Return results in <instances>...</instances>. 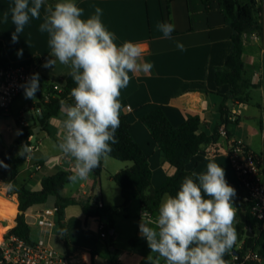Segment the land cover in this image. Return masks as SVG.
<instances>
[{
  "label": "crops",
  "instance_id": "obj_1",
  "mask_svg": "<svg viewBox=\"0 0 264 264\" xmlns=\"http://www.w3.org/2000/svg\"><path fill=\"white\" fill-rule=\"evenodd\" d=\"M52 1L47 0L48 3ZM75 2L84 9L85 17L94 14L95 7H100L102 22L115 34L117 38L115 42L118 45H122L125 41L141 43L146 53L143 60L153 65L150 74L129 73L130 83L121 90L119 99L122 104L120 116L128 121L133 139L148 156L153 173L152 188L158 189L175 170L163 160L161 150L153 140L149 129L143 124L142 118L160 108L174 127H180L189 116H199L205 123L206 134L212 135L221 118L219 108L223 98L231 92L229 84L221 86L217 84L216 72L225 66L233 51V29L226 21L220 0H208V2L205 0H75ZM11 4L12 0H0V17L4 11L9 10ZM262 13L260 12V15ZM41 22V20H30L24 32L20 34L18 42L13 43L11 36L15 26L11 23V19L8 23L0 20V40L4 44L3 53L10 65L32 67L34 73H39L40 80L38 97L30 100L25 98L23 92L15 99L4 117H13L15 120L16 116L22 125L25 123L23 126L37 129L30 139L29 150L23 154L26 155V159L22 163L16 165L17 159L22 156L19 153L23 146L15 151L11 150L19 136L17 124L16 128L7 126V130L16 134L8 144L3 141L0 127V161L8 165L7 168L0 166V233L9 230L4 237L11 235V231L18 224L17 217L20 214L19 196L13 187L11 190H6V185L16 184L25 186L31 191H41L45 178L59 171L72 172V165L55 147L62 132L59 123L62 112L50 119L47 129L39 123L40 113L37 112V104L41 98L48 95L51 98L57 97L59 93L54 90V86L63 90L69 77V69L59 62L54 68L42 67L48 59L50 49L47 34L39 31ZM163 22L174 24L175 30L171 33V38H164L158 30L157 24ZM261 23L263 26L261 33L244 37L245 79L253 87L245 90V94L249 96L247 103L237 100L228 102L232 120L240 119L239 123L231 126L228 131L231 138L242 139L252 151L264 155V16L261 17ZM177 41L183 43L185 50L181 51L177 48ZM20 50H23L22 55H18ZM26 110H31L33 124L26 121ZM212 147L220 151L211 154L209 149ZM228 147L229 140L221 136L220 141L212 143L195 155L186 169L192 173H202L206 171V165L210 161L224 168L227 182L236 189L233 201L237 210L235 247L243 248L248 237L247 232L241 230L242 220L245 218L244 192L227 154ZM102 161L103 172L99 187V182L92 172L88 180L79 182L77 186L70 183L62 192L64 197L75 199V204L83 202V210L96 196L106 207L120 206L124 203L121 188L117 184V188L112 184L106 186L103 175L108 172L109 181L115 182L113 177L131 167L133 163L117 159L112 161L109 156ZM13 171H16L14 177ZM94 187L98 188V194ZM135 201H138L137 204ZM44 208L46 207H35L25 213L31 235L32 223L28 218ZM70 209L71 206L64 212V225L71 248L69 250H86L93 256L92 252L97 249L98 242L88 235L96 234L100 222H107L108 219L97 218V222H89L86 219V227L83 229L85 214L81 210L78 212ZM142 211L140 200L134 198L130 205V216L125 218L130 227H133L134 223L137 224V221L139 225ZM240 213H243L241 219L238 218ZM113 218L114 216L110 219L113 221ZM113 223L114 239H117L119 227L115 221ZM138 225H136L138 229L135 239L130 240L131 248L119 252L115 264H140L149 255L150 249L146 240L140 236ZM78 232H82L83 236L80 237ZM112 250L116 251V248ZM85 257L87 258L86 255Z\"/></svg>",
  "mask_w": 264,
  "mask_h": 264
},
{
  "label": "clouds",
  "instance_id": "obj_2",
  "mask_svg": "<svg viewBox=\"0 0 264 264\" xmlns=\"http://www.w3.org/2000/svg\"><path fill=\"white\" fill-rule=\"evenodd\" d=\"M43 9V12H42ZM102 9L85 17L75 0H12L0 20L15 26L11 39L18 42L30 20H41L39 31L48 36L50 49L42 67L66 66L75 87L70 99L61 101L62 132L55 145L72 165L68 180L77 184L91 173L111 152L120 127L121 90L132 74H150L152 63L144 61L141 43L125 41L118 45L116 36L103 24ZM164 38H171L172 23L157 24ZM176 46L185 50L183 43ZM22 51L18 55H22ZM25 98L34 99L40 91L39 73L21 85ZM27 145L20 155L28 151ZM0 166L8 165L0 161ZM13 186L9 183L6 190ZM236 189L226 180L220 164L210 161L206 171L183 178L176 194L165 193L156 213L143 210L139 234L150 249L148 264H228L223 258L237 241L234 206ZM155 254V256L153 255Z\"/></svg>",
  "mask_w": 264,
  "mask_h": 264
},
{
  "label": "trees",
  "instance_id": "obj_3",
  "mask_svg": "<svg viewBox=\"0 0 264 264\" xmlns=\"http://www.w3.org/2000/svg\"><path fill=\"white\" fill-rule=\"evenodd\" d=\"M205 1L208 2V0ZM56 2L57 0L52 1L53 4ZM220 4L226 21L233 29V51L228 57L225 66L216 72V82L219 86L224 84L231 86L230 94L224 96L219 108L221 114L219 124L214 133L209 136L204 131L205 123L199 116H189L180 127H174L160 108L144 116L142 122L149 129L153 140L160 148L163 160L175 170L160 188L154 189L152 188L153 173L149 158L133 139L128 121L125 117L120 116V127L115 133L117 142L111 145L112 150L108 156L120 161L133 163L131 167L122 170L113 177L115 183L121 188L124 203L120 206H107L96 211H93L90 207H84L87 219L92 217L108 219L106 223L109 237L112 239L115 237V234H111L114 231V223L110 218L115 215L129 218L130 205L134 198L140 200L143 210L149 213H156L163 195L168 193L174 196L183 178L192 173L186 169L192 158L212 143L220 141V131L223 126L227 130L228 137L231 138L228 129L237 125L240 121L239 118L235 121L231 120V110L228 102L231 100H237L242 103L248 102L249 96L245 94V90L253 86L245 79L244 37L263 31L260 17L261 9L258 0H220ZM3 49L4 44L0 40V69L10 66L9 60L4 56ZM73 87H75V84L69 76L63 91L57 97H52L48 102L41 98L36 107L41 109L39 123L44 129H47L50 119L57 116L61 111L62 100L72 103L70 91ZM6 115L7 113L0 108V119L6 117ZM15 120L19 136L11 147L12 151L24 145L29 147L31 145L30 139L35 133L33 127L23 126L16 116ZM25 159L26 155L20 156L16 165L22 163ZM102 172L103 161L93 171L98 182ZM15 173L16 171H13V177ZM71 173L70 171H59L45 178L42 182L41 191H31L25 186L13 184V188L16 190L20 200V214L17 217V226L11 231L12 235L18 236L27 243H33L31 228L25 219V213L32 208L44 206L51 196H55L57 200V223L61 226L66 246L71 249L64 225V212L67 207L74 205L76 200L62 195L64 188L70 184L68 177ZM244 210L248 228L252 227L256 236L246 237L243 251L253 248L264 256V233L259 232L257 236L256 229L258 228L259 230V224L250 214L247 205H245ZM92 253L94 256L95 253ZM223 258L227 261V254ZM140 264H148L147 259H143Z\"/></svg>",
  "mask_w": 264,
  "mask_h": 264
},
{
  "label": "built area",
  "instance_id": "obj_4",
  "mask_svg": "<svg viewBox=\"0 0 264 264\" xmlns=\"http://www.w3.org/2000/svg\"><path fill=\"white\" fill-rule=\"evenodd\" d=\"M32 74H34V69L27 66L10 65L0 69V108L6 113L11 109L15 99L24 92L21 85ZM54 90L58 93L63 91L58 86H54ZM50 99V95L44 98L45 102ZM37 112L40 113L41 109H37ZM220 132L222 137L229 140L227 154L244 192V203L248 206L252 217L258 222L259 232L264 233V155L252 151L242 139L229 138L224 126ZM219 151L215 147L209 149L211 154ZM93 205L95 210L106 207L100 199L94 201ZM33 217L36 225L51 231L57 223V208H44ZM98 229L101 239L109 236L105 221L100 222ZM50 240V238H42L37 242L27 243L18 236L8 235L0 240V264H93V256L89 251L59 252ZM227 256L228 264L264 263V256L253 248L243 251V248L233 246Z\"/></svg>",
  "mask_w": 264,
  "mask_h": 264
},
{
  "label": "rangeland",
  "instance_id": "obj_5",
  "mask_svg": "<svg viewBox=\"0 0 264 264\" xmlns=\"http://www.w3.org/2000/svg\"><path fill=\"white\" fill-rule=\"evenodd\" d=\"M258 1H259V6L261 9V12H263L262 15H260V17H263L264 16V0H258ZM37 97H38V95L36 93V96L34 99H36ZM28 99H30V98H28ZM30 100H33V99H30ZM25 113H26V116H25L26 121L29 122L30 124H33L34 119L32 117L31 110H26ZM9 125L14 126L16 128V123H15V120L13 117H9V118L7 117V118H3L0 120V127L2 128L1 133H2L3 141L5 144L11 143L12 139L16 136L15 133H11L9 130H7V126H9ZM34 143H36V141ZM110 160L114 161L115 159L110 157ZM100 180H101V178L99 179L98 187L100 186ZM103 182L105 183L106 186L108 184H112L115 188H117V185L115 182L109 181L108 172L104 173ZM77 185H78V183L75 184V186H77ZM94 188H95V190H97L96 194H98V188L97 187H94ZM99 199L100 198H98V196H96L95 198L91 199L90 203L88 202L86 204V206L90 207L93 211H96L93 203H94V201L99 200ZM56 201H57L56 197L51 196L49 198V200L47 201V203L44 205V207L54 208V207H56ZM137 202L138 201H135V204H137ZM83 205H84L83 202L71 205L70 210H76L78 212L81 210L85 214L83 217V219H84L83 220V229H84L86 227L87 214H86L85 209L83 210ZM241 216H243V213H240L238 215V218L241 219ZM28 220L32 223V235L31 236H32L33 241L37 242L38 240H40L42 238H45V239L50 238L52 245L59 252L70 251L68 249V247L66 246L65 241L63 239L61 226L59 225V223H57L56 226L51 231H47L45 229H42L38 225H36L35 219L33 217L28 218ZM87 221L97 222L98 219L92 217V218H88ZM113 221H115V223L119 227V237L117 239L113 240L109 236L106 239H101L99 229L96 230L98 235H96L97 233L96 234L89 233V235H88L89 237L94 238L95 241L97 240V242H98L97 249L93 251L95 253L93 264H115L116 256L119 254V252H121L123 250H128L131 248L130 240L135 239V237H136V230L138 229L136 225H138V221H137V224L134 223L133 227H130L128 225V223L126 222V219L122 215L114 216ZM241 230L245 233L247 232V223H246L245 218L242 220ZM256 233L257 234L259 233L258 228L256 229ZM78 235L80 237L83 236L82 232H78ZM113 248H116V251H113L112 250Z\"/></svg>",
  "mask_w": 264,
  "mask_h": 264
},
{
  "label": "water",
  "instance_id": "obj_6",
  "mask_svg": "<svg viewBox=\"0 0 264 264\" xmlns=\"http://www.w3.org/2000/svg\"><path fill=\"white\" fill-rule=\"evenodd\" d=\"M34 132L36 133L37 132V129H35ZM111 234H114V231H112ZM247 236L248 237H254L255 236V233L253 232V228L252 227H249L248 228Z\"/></svg>",
  "mask_w": 264,
  "mask_h": 264
},
{
  "label": "bare ground",
  "instance_id": "obj_7",
  "mask_svg": "<svg viewBox=\"0 0 264 264\" xmlns=\"http://www.w3.org/2000/svg\"><path fill=\"white\" fill-rule=\"evenodd\" d=\"M8 231H5V232L0 233V240H2V238L8 233Z\"/></svg>",
  "mask_w": 264,
  "mask_h": 264
}]
</instances>
